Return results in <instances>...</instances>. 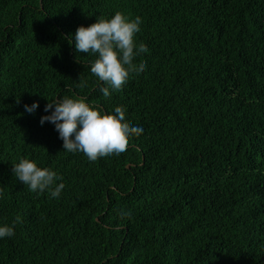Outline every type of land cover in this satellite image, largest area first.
I'll return each instance as SVG.
<instances>
[{"label":"trees","instance_id":"1","mask_svg":"<svg viewBox=\"0 0 264 264\" xmlns=\"http://www.w3.org/2000/svg\"><path fill=\"white\" fill-rule=\"evenodd\" d=\"M117 11L142 18L146 68L105 98L70 39ZM60 97L123 106L143 133L118 158L64 151L39 124ZM20 158L62 178L58 199L16 179ZM13 222L0 264H264V0H0V223Z\"/></svg>","mask_w":264,"mask_h":264},{"label":"clouds","instance_id":"2","mask_svg":"<svg viewBox=\"0 0 264 264\" xmlns=\"http://www.w3.org/2000/svg\"><path fill=\"white\" fill-rule=\"evenodd\" d=\"M141 24V17L130 18L117 11L110 18H96L88 26L80 25L71 34L70 43L74 44L76 53L95 57L89 70L98 81L103 97L109 98L121 91L131 75L140 76L145 71L146 65L134 63L147 54V49L136 42ZM38 107V101L23 105L28 114H34ZM43 112L46 115L40 116L39 124L43 126L48 122L54 126L64 151L83 153L90 162L120 157L130 140L143 133L141 126L128 124L125 109L119 105L109 113L84 98L60 97L48 100ZM12 173L30 192L38 195L47 191L50 198L58 199L65 188L62 178L54 170L40 167L28 158H20L14 163ZM122 215L127 213L122 212ZM14 235L15 222L11 225L0 223V239Z\"/></svg>","mask_w":264,"mask_h":264}]
</instances>
